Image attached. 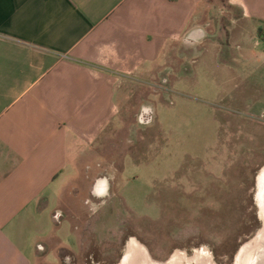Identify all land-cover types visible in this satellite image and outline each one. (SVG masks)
Here are the masks:
<instances>
[{
  "label": "crops",
  "instance_id": "obj_1",
  "mask_svg": "<svg viewBox=\"0 0 264 264\" xmlns=\"http://www.w3.org/2000/svg\"><path fill=\"white\" fill-rule=\"evenodd\" d=\"M263 25L264 0H0V264L82 249L75 217L59 215L66 170L118 118L128 79L178 60L172 82L201 70L264 116ZM109 187L91 178L84 204Z\"/></svg>",
  "mask_w": 264,
  "mask_h": 264
},
{
  "label": "rangeland",
  "instance_id": "obj_2",
  "mask_svg": "<svg viewBox=\"0 0 264 264\" xmlns=\"http://www.w3.org/2000/svg\"><path fill=\"white\" fill-rule=\"evenodd\" d=\"M173 62L128 79L118 118L79 172L68 165L74 188L64 191L59 215L75 217L82 249L64 264H116L129 239L154 261L204 248L214 264H231L260 230L254 183L264 167V116L232 104L231 89L217 91L201 70L194 84L172 82L181 66ZM94 177L108 178L109 198L85 205Z\"/></svg>",
  "mask_w": 264,
  "mask_h": 264
},
{
  "label": "bare ground",
  "instance_id": "obj_3",
  "mask_svg": "<svg viewBox=\"0 0 264 264\" xmlns=\"http://www.w3.org/2000/svg\"><path fill=\"white\" fill-rule=\"evenodd\" d=\"M264 181V179H263ZM192 252V251H191ZM116 264H214L207 249L194 250L191 256L176 252L166 262L152 260L146 249L135 247ZM234 264H264V231L248 245L238 251Z\"/></svg>",
  "mask_w": 264,
  "mask_h": 264
},
{
  "label": "flooded vegetation",
  "instance_id": "obj_4",
  "mask_svg": "<svg viewBox=\"0 0 264 264\" xmlns=\"http://www.w3.org/2000/svg\"><path fill=\"white\" fill-rule=\"evenodd\" d=\"M263 179H264V167L260 171H258V173L255 175V183H254L255 184L254 200H255V204H256L257 209H258V217L262 222V229L258 230L256 232V236L252 240H250L249 242L245 243L243 246L248 245L250 242L255 240V238L258 237L264 231V181H263ZM102 193L103 192H100L99 195H101ZM123 246H125V247H123L124 249H122L123 254L121 255V258H124L135 247L144 249V247L134 239H129L128 242H124ZM241 248L239 249V251L241 250ZM183 253L188 257L192 255V253L191 252L189 253V250H187L186 248H184ZM148 255H149V253H148ZM234 256H235V254L232 257L231 264H233ZM149 257H150V255H149ZM169 258H168V260H169ZM166 261L167 260L163 261L162 263H164ZM157 262H159V261H157Z\"/></svg>",
  "mask_w": 264,
  "mask_h": 264
},
{
  "label": "built area",
  "instance_id": "obj_5",
  "mask_svg": "<svg viewBox=\"0 0 264 264\" xmlns=\"http://www.w3.org/2000/svg\"><path fill=\"white\" fill-rule=\"evenodd\" d=\"M259 39L264 43V25L262 26L261 31L259 33ZM147 113L148 111H146L145 109H142L141 114L143 115L141 116L149 115V113L148 114Z\"/></svg>",
  "mask_w": 264,
  "mask_h": 264
},
{
  "label": "water",
  "instance_id": "obj_6",
  "mask_svg": "<svg viewBox=\"0 0 264 264\" xmlns=\"http://www.w3.org/2000/svg\"><path fill=\"white\" fill-rule=\"evenodd\" d=\"M257 213H258V212H257ZM260 229H262V224H261V228H260ZM254 237H255V235H254L252 238H254ZM242 245H243V244H242ZM236 253H237V251H236ZM236 253H235V254H236ZM233 262H234V261H233Z\"/></svg>",
  "mask_w": 264,
  "mask_h": 264
},
{
  "label": "trees",
  "instance_id": "obj_7",
  "mask_svg": "<svg viewBox=\"0 0 264 264\" xmlns=\"http://www.w3.org/2000/svg\"><path fill=\"white\" fill-rule=\"evenodd\" d=\"M260 31H261V28H260ZM260 31H259V33H260Z\"/></svg>",
  "mask_w": 264,
  "mask_h": 264
}]
</instances>
